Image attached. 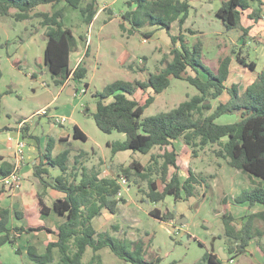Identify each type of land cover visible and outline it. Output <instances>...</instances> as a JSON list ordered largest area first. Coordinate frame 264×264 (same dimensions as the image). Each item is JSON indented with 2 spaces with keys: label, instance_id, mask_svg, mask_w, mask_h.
I'll return each mask as SVG.
<instances>
[{
  "label": "trees",
  "instance_id": "1",
  "mask_svg": "<svg viewBox=\"0 0 264 264\" xmlns=\"http://www.w3.org/2000/svg\"><path fill=\"white\" fill-rule=\"evenodd\" d=\"M217 1L221 6L216 17L224 32L241 35L240 44L230 54L219 58L217 68L206 63L203 42L198 40L190 44L183 34L186 22L196 11L195 3L201 0L126 1L121 31L128 36L140 33L146 39L152 38L157 30L167 31L173 43L170 59L165 61L164 68L149 73L144 81L117 80L97 92V111L93 119L101 132L126 136L124 141L108 144L113 156L124 151L151 155L149 165L133 161L129 166H121L116 177L101 178V173L94 169H80L82 157H76L70 172L71 151L68 149L53 157L55 141L51 140L40 166L34 169V176L44 189L38 194L40 211L43 215L55 211L66 217V221L55 229L40 222H30L28 227H13L11 210L0 207V247L9 244L17 254H21L17 244L23 234L46 232L55 235L57 240L50 241L43 254L35 246H29L27 253L33 264H103L101 252L105 249L125 263L162 264L163 259L151 253L152 240L119 238L111 230L97 232L93 222L104 211L119 214V205L126 202L120 196L121 177L134 179L137 184L145 181L148 189L143 192L152 204L162 203L169 196L176 204L189 201L197 196L199 187L205 188L206 192L212 191V182L219 175L196 173L184 160V154H179L175 148L174 143L179 139L193 149L196 157L209 145H217L213 153L220 160L218 169L222 166L221 161H225L248 178L261 180L253 181L254 188L242 192L233 199V203L248 204L250 208L264 206V68L259 70L249 54L250 43L255 38L254 29L258 32L264 28V0ZM83 3L84 0H0V18H12L16 22L40 21L47 43L45 65L57 87H62L69 79L83 83L89 73L85 61L75 70L72 68L71 56L78 50L79 39L65 24L68 8L79 11L85 25L90 27L93 24L98 14L97 2L92 0L85 6ZM41 6H50L51 10L38 11ZM176 23L181 32L179 36L171 34ZM146 28L153 30L146 33L143 31ZM188 31L196 34L191 29ZM80 39L85 40L82 36ZM15 65L21 69L19 62ZM172 79L188 82L199 94L167 112L143 118L145 110L156 101V96L171 86ZM83 85L89 87L86 82ZM149 90L152 94L148 93ZM139 93L149 94L143 104ZM225 94L229 97L226 103L220 101ZM1 99L0 94V117ZM109 99L112 100L108 102ZM216 100L220 101L218 106L207 116L206 113L213 109L211 101ZM233 114H239L237 122L217 123L222 116ZM28 131L29 126H24V138ZM73 138L88 140L77 126ZM155 149L163 152L152 154ZM49 168H59L61 176L47 181L45 177L49 175ZM14 169V164L0 158V182ZM160 186H163L162 190ZM48 188L64 194V199L56 201L53 208H48L44 202ZM3 189L6 190L5 187ZM222 194L219 205L224 209L221 220L226 240L225 254L231 260L244 255L250 243L263 236L255 228V221L264 222V212L246 215L241 219L243 226L239 227L237 218L228 209L230 197L225 192ZM150 215L163 222L176 219L175 213H163L157 208ZM16 216L22 218L21 213ZM113 229L119 230L117 226ZM88 249L92 255L85 263ZM223 262L217 254L206 252L195 264Z\"/></svg>",
  "mask_w": 264,
  "mask_h": 264
},
{
  "label": "rangeland",
  "instance_id": "2",
  "mask_svg": "<svg viewBox=\"0 0 264 264\" xmlns=\"http://www.w3.org/2000/svg\"><path fill=\"white\" fill-rule=\"evenodd\" d=\"M91 1L84 0L83 5L85 6ZM126 1L96 0L98 13L100 12L101 16H98L90 27L84 24L79 11L71 8L66 10V26L74 31L79 41L83 43L81 45L85 47V64L89 70L85 82L88 83L89 90L82 99H74V97H69L66 92H61L53 107L61 108L63 106H69L74 108L73 118L93 138V141L90 140L87 143L79 141L78 145L85 146L92 152L97 148L94 141L106 146L108 141H124L126 139L124 134L115 132L108 135L101 132L93 116L91 114H85L86 105H91L92 107L94 102L93 96L97 92L103 91L108 84L117 80L131 82L144 81L149 73L157 72L164 68L165 61H169V54L173 48L171 37L165 30L155 31L151 39H146L140 33L136 34L135 37H129L121 31L119 28L122 15L127 10L125 5ZM201 2L203 3H195L197 9L186 22L183 34L189 40L190 44H194L198 40L202 41L206 52V63L213 68H217L219 58L223 55L230 54L232 49L240 44L241 35L239 33L224 32L220 21L216 17V12L220 6L219 1L213 3V1L203 0ZM50 10V6H41L38 11ZM104 20L111 23L104 24ZM126 26L129 29L127 24ZM189 29L193 30L196 34L192 35L189 33ZM152 30V28H146L143 31L148 33ZM119 31L124 35H121L122 38H118ZM171 34L173 36H179L181 34L177 23L173 26ZM32 35L34 36L33 40H31ZM254 35L255 38L250 43V59L257 64L259 70H262L264 68V28L258 32L254 29ZM81 36L85 40H81ZM88 38L89 43L87 42ZM28 42H33L35 47L34 45L31 46L32 44H28ZM39 42H41L44 49L46 44L45 29L41 27L38 19L16 22L12 18H0V71L2 72V81L0 84L2 114L0 121H2V124L6 122L10 123L13 127H9L8 125L9 128H16L15 126L18 124V120L23 117L33 118L37 115L35 112L38 108L43 106L45 101L51 99L50 96L52 97V93L58 94V88L55 86L50 72L45 70L43 53L39 57L36 56V46H38ZM124 43H126V47H124ZM128 53H130L129 56ZM29 56L32 60H30ZM16 62H19L21 69L16 67ZM33 68L37 71V79L31 76ZM42 69H44L43 73L41 72ZM148 93L152 94V91L149 90ZM148 93H139V100L142 104L149 96ZM198 94V90L188 82L172 79L171 86L164 93L156 96V101L145 110L143 118L155 116L161 112H167ZM227 97V94H225L221 97L220 101H226ZM220 101H211L213 109L206 113L207 116L213 113ZM16 113L24 115L22 118L17 119ZM239 119V114L224 115L217 119V123L223 125L231 124L237 122ZM6 128L3 129V134L0 137L5 138L4 132ZM25 136L27 140L28 136ZM217 148V145H209L205 150L199 151L196 157L193 156V149L187 147V162L198 172H203L208 175H219L220 169H218L217 164L220 160L213 153ZM73 151H75L74 148ZM97 151L99 152V156H101V151ZM158 151L156 150V152ZM136 154L137 156L134 157L135 160L143 165H148L150 156H145L141 153ZM74 161L75 159L72 160V167ZM224 162L221 161V163ZM223 174L229 177L235 174L245 177L241 172H237V170L231 168L227 162H225L223 167ZM129 180V185L123 187L121 194V198L126 199L128 205H125L126 202L121 203L122 209L120 214L114 217L117 222L112 223L119 230L116 232L113 229V225H110V223L105 225L104 219H99L98 226H102L101 229L108 227L107 231L111 230L120 238H128L127 236L130 234L132 238H135V236H140L145 232L149 233L152 238L157 236V246L161 249L159 252H161L162 257L166 258L170 254L167 264H170L175 259L182 260L183 264H195L199 260L197 259L195 248L199 251L200 246L204 247H200L202 253L210 251L221 258L222 254L225 255L223 248H225L226 240L223 236L224 228L221 220V214L224 212V209L219 205V200L223 192L227 195L228 193L225 191L220 175L219 178L213 180L211 185L212 191L207 192L205 197H203L202 188V191L199 192L197 197L190 199L191 201L188 203L182 202L180 204H175L171 197L162 203L152 204L146 200L145 194L142 192L148 189V184L145 181H140L137 184L134 182V179ZM246 181L248 183L240 189L238 195L254 188V180L247 178ZM229 202L228 209L234 216L240 213L241 218H243L251 213H244L246 206L234 204L231 197ZM156 208L162 211H166L169 208L170 211L179 212L176 220L173 221V226L179 229H175L174 232L166 224H162V222L152 218L150 212ZM187 218L189 221L186 230L188 229V232L197 241L195 242V240L191 239L190 243L184 241L182 243L184 246L171 247L172 233L178 238L179 242H182L181 237L183 235H187L181 231V229L183 230V223L187 222ZM237 221L239 227L243 226V220L237 219ZM255 228L263 234L258 239L263 243H261V249L264 252V222L257 219L255 221ZM255 242L257 243L258 241L255 240ZM193 243L194 248L189 252L188 249H190ZM21 245L25 247V242L22 241ZM253 249L258 250L259 247L254 243ZM90 253L92 254V251L88 249L84 256L85 263L89 261L91 257ZM151 253L155 254L152 251ZM102 255L104 264H129L121 261L108 249L103 250ZM5 258L9 260L10 263L8 264H22L24 261V258L16 254H6ZM242 263L261 264L257 261L254 262L249 255L244 256Z\"/></svg>",
  "mask_w": 264,
  "mask_h": 264
},
{
  "label": "crops",
  "instance_id": "3",
  "mask_svg": "<svg viewBox=\"0 0 264 264\" xmlns=\"http://www.w3.org/2000/svg\"><path fill=\"white\" fill-rule=\"evenodd\" d=\"M201 1H203V0H201ZM208 1L209 2L213 1V3H214L217 0L216 1L208 0ZM202 3L203 2H200V4H202ZM220 6H221V3H220ZM220 6H219V8H220ZM196 9H197V7H196ZM98 16L99 17L101 16L100 12L97 14L95 20L98 18ZM103 23L108 24L111 22H106V20H104ZM126 28H128V27L126 26ZM121 35H123V34H121L119 31L118 38H122ZM135 36H136V34L133 35V37H135ZM125 37H127V36H125ZM129 37H132V36H129ZM33 39H34V36L32 35L31 40H33ZM87 42L89 43V38H88ZM126 43H124V47H126L125 46ZM28 44H32L31 46L34 45V47H35V44L33 42H28ZM46 44H45L44 49H43L41 42H39L38 46H36V56L39 57L43 53L44 65H45ZM81 44H83V43L79 41L78 50L75 53H73L71 56V65H72L73 69L76 68L81 62L85 61V57H86L85 47L82 46ZM132 54H133V52H132ZM129 55H130V53H128V56ZM29 58H30V56H29ZM30 60H32V59L30 58ZM36 64H37V62H36ZM124 65H126V64H124ZM124 65H122V66H124ZM45 70H48L46 68V65H45ZM43 71H44V69H42L41 72L43 73ZM0 73H1V78H0V84H1L2 72L0 71ZM31 76H32V78L37 79L38 74H37V71L35 70V68H33V72L31 74ZM82 84H85V82H83ZM57 88H58V94L56 95V94L52 93V97L50 96L51 99L49 101H45V104L43 106H41L40 108H38V110L35 112V114H37V115L34 114L35 116L33 118L32 117L31 118L23 117L24 114L16 113L15 115H16L17 119H20L23 117L22 119L18 120V124H17V126H15L16 128H9V127H13L10 123L6 122L5 124H2V121H0V135L3 134L2 131L5 127H7L6 129H8V130H5V132H4L5 138L0 137V158H3L4 160H6L12 164H15L16 159H17V157H16L17 143L19 141H24L26 144L25 159L21 163L20 168H19V174H20L21 179H22L20 186L17 189H14L12 191H7V190L3 189V187L1 186V183H0V207L11 210V213H12L11 226H13V227H22V226L28 227L30 222H40V223L44 224L47 228L55 229L66 221V217L57 214L55 211H51L50 214H48V215H43L40 211V202H39L38 194L40 192H42L44 189H43L40 181L35 178L34 169L36 166H40V164L42 162L43 155L46 152L48 144L51 140L55 141L54 149H53V157H56V156L62 154L63 152H65L68 149L71 151L70 162H69L70 172L72 171V165H71L72 160L75 159L76 157H82V159L80 160L82 163V165L80 166V169H82L83 167H86L88 170L94 169L95 171L101 173V178L116 177L118 175V171H119V168L121 166L126 167V166H129L133 161H137L134 159V157H136L137 154L132 152V151L119 152L115 156H113L111 149L108 146L109 143H112L110 141L107 142L106 146L102 145L101 143H99L97 141H94L96 143V147H97L96 149L94 148L95 149L94 152L90 151L85 146L83 147L81 145H78L79 141H81V140H75L73 138L74 128L76 126L79 127L80 130L87 136L88 140L85 143H87L90 140L93 141L92 136H90V134H88L82 128V126L73 118L74 108H71L69 106H63L61 108H54L53 105H54V103L57 102V99H58L59 95L61 94V92H66V94L69 97H74V99L75 98L82 99L87 93L84 96H80L78 88L74 84H72L71 82H66L62 87H57ZM88 90H89V87L87 88V92H88ZM93 99H94V102L92 104V107H91V105H86V111H85V114H91L92 116L97 111V98L95 97V95L93 96ZM111 100L112 99H109L108 102H110ZM227 101H228V97H227L226 101H222V102L226 103ZM54 117L67 118V122L65 124H56L54 122ZM8 125H9V127H8ZM26 125L29 126V131L27 134V136H28L27 140H26V136L24 138V133H23V128ZM3 126H5V127H3ZM2 127H3V129H2ZM81 142H84V141H81ZM114 142H116V141H114ZM174 146L177 149L179 154H181V153L184 154V160L186 161V163H188L187 162V155H188L187 154L188 153L187 146L182 141V139L175 141ZM73 148L75 151H73ZM97 150L101 151L100 152L101 156H99V154H98L99 152ZM156 150H159V151L156 152ZM168 150L170 151V150H172V148H169ZM162 152L163 151H161L160 149H155L152 151V154H158V153H162ZM145 156H150V160H151V155H145ZM150 160H149V163H150ZM108 163H110V165H108ZM149 163H148V165H149ZM148 165H143V166H148ZM224 165H225V162L222 163V167L219 170V175L221 176L223 185L225 187V191L228 193L229 197H231L233 200L235 197H237L238 193L240 192V189L245 187L246 183H248L246 181V179L248 177H246V175L244 177V176L236 175V174L231 176V177L225 176L223 174ZM194 171L196 173H203V172H198L195 169H194ZM227 172H229V171H227ZM115 173H117V174L115 175ZM61 174L62 173L59 170V168H49V175L46 176L45 179L47 181L51 182L53 179L61 176ZM252 180H254L255 182L261 181L260 179H258L256 177H253ZM257 180H259V181H257ZM202 188L203 187L198 188L197 196L199 195V192L202 191ZM162 189H163V186H160V190H162ZM206 193L207 192L203 188V197L206 196ZM145 198H146V196H145ZM167 198H170V196ZM171 198H173V197H171ZM61 199H64V194L58 192L57 190H55L53 188H48L46 190L44 202L48 208H53L54 203L58 200H61ZM111 200H113V198H111ZM146 200H147V198H146ZM125 201H126L125 205H128V202L126 199H125ZM190 201L191 200L184 201V202L188 203ZM180 203H182V202H180ZM180 203H177V204H180ZM243 206H246L244 213L251 212L249 215L264 212V206L262 207V205H257L253 208H250L248 206V204H244ZM119 209L121 211V209H122L121 204L119 205ZM167 211H170V209L168 208L166 211H162V212L164 213ZM171 212H173V211L171 210ZM17 213H19V214L21 213L22 218H18L16 216ZM173 213L176 214V218H177V214L179 212L175 211ZM119 214H120V212H119ZM119 214L113 215L108 211H104L102 213V215H100L99 217L94 219V222H93L94 228L96 229L97 232L107 231L108 227L101 229L102 226H98V220L104 219L105 225L107 223H110V225H113L112 223L117 222V220L114 217L118 216ZM219 216H220V214H219ZM235 217L237 219H242L240 216V213L235 214ZM156 220H158V219H156ZM158 221L162 222V224H166L170 229H173L172 231H174L175 229H179L178 227L173 226V224H174L173 221H170V222H163L161 220H158ZM186 221L187 222L183 223V225H182L183 230L181 229V231H183V234H187V235L186 236L183 235L181 237L182 242H179L178 238H176L174 233H172L171 235H173L174 238L171 236V238H172L171 245H170L171 247L184 246V244H182V243L184 241L186 243L187 242L190 243L191 239L195 240V242L197 241L196 238L191 236V234L188 232V229L186 230L187 223L189 221L188 218L186 219ZM204 227L210 228L208 226H204ZM131 236L132 235L130 234L127 237H128V239H130L132 241H137L140 239H144L146 241L152 240L151 251L163 259V262H162L163 264H167V260L169 259L170 254L166 258L162 257L161 252H159L161 249L158 248V246H157V242H158L157 236L155 238L154 237L152 238V236L146 232L141 234L140 236H135V238H132ZM55 240H57V237L55 235H49L46 232L23 234L21 236L20 240L18 241V244H17L21 250V254H17L16 251L9 244L2 246V247H0V264L10 263L9 260H7V258H5L6 254H8V255L16 254L17 256L24 258V261L22 262V264H25L26 262H27V264H33L30 261L28 253H27L28 247L29 246H35L38 249V252L40 254H43L46 251L48 243L50 241H55ZM256 240L258 241L257 243L255 242V240L250 243L249 247L247 248V252L244 254V256L249 255V257L254 262L257 261V262L263 264L264 263V252L261 249V243L262 242L259 239H256ZM22 241L25 242V247H22V245H21ZM254 243L259 247L258 250L253 249ZM200 247L204 248L203 246H200ZM200 247H199V251L197 248H195V253L197 254V259H199V260L204 256V254L206 252H210V251H206L205 253L204 252L202 253L200 250ZM193 248H194V243L191 244L190 249H188V251L190 252ZM223 250H225V248H223ZM101 255H102V252H101ZM244 256L241 255V256H239L235 259H231V260H228V256H227L226 259H223L224 260L223 264H237V263L243 264L242 259L244 258ZM103 264H104V260H103ZM170 264H183V261L175 259V260H173V262H170Z\"/></svg>",
  "mask_w": 264,
  "mask_h": 264
},
{
  "label": "built area",
  "instance_id": "4",
  "mask_svg": "<svg viewBox=\"0 0 264 264\" xmlns=\"http://www.w3.org/2000/svg\"><path fill=\"white\" fill-rule=\"evenodd\" d=\"M76 68H74V70ZM67 82H72L78 88L80 96H84L87 93V88L82 83L75 82V81H73L71 79H69ZM54 122L56 124H65L67 122V118L54 117ZM25 149H26L25 142L24 141H19L17 143V146H16V157H17V159H16V163L14 164L15 165V169H14L13 173L9 177L3 179L0 182L1 186L5 187L7 190L17 189L20 186V184H21V180L22 179H21V176L19 174V168H20L21 163L25 159ZM119 182H120V184L122 186V191H123V187L124 186L126 187V186L129 185V180L126 179L125 177H121ZM121 194H120V196H121Z\"/></svg>",
  "mask_w": 264,
  "mask_h": 264
},
{
  "label": "water",
  "instance_id": "5",
  "mask_svg": "<svg viewBox=\"0 0 264 264\" xmlns=\"http://www.w3.org/2000/svg\"><path fill=\"white\" fill-rule=\"evenodd\" d=\"M223 255L224 254H222V258L221 259H226L227 255L226 254L224 256Z\"/></svg>",
  "mask_w": 264,
  "mask_h": 264
}]
</instances>
